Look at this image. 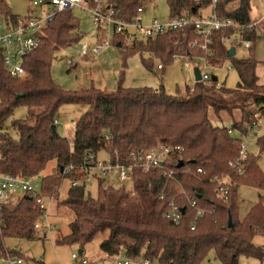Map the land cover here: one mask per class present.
I'll return each instance as SVG.
<instances>
[{"label": "trees", "instance_id": "16d2710c", "mask_svg": "<svg viewBox=\"0 0 264 264\" xmlns=\"http://www.w3.org/2000/svg\"><path fill=\"white\" fill-rule=\"evenodd\" d=\"M104 1L125 20L133 19L140 6V0ZM167 3L171 17L199 16L212 6L220 17L241 24L253 18L252 0H167ZM0 15L14 21L21 16L13 12L6 0H0ZM46 33L39 48L25 60L27 78L12 77L0 63V125L20 105L29 110L27 119L14 121L19 132L17 139L4 133L0 136L1 172L40 177L48 163L56 160V171L41 177L43 192L53 195L64 181L62 169L84 164L89 153L97 155L106 150L113 154L117 150L123 162L133 163L132 155L159 143L182 148L173 154L172 162L166 163L175 171L173 179H168L162 169L149 172L135 169L134 196L126 185L118 187L105 179L99 180L97 197L91 196L82 184L71 187L60 204L73 210L75 219L69 225L71 232L59 242L76 245L83 253L88 243L102 237L100 248L110 257L123 253L161 264H203L212 254L223 264H239L242 256L262 258L264 249L255 244L254 238L259 234L264 236V194L241 220L237 186L248 184L264 190V173L252 152L245 174L240 175L229 167V162L239 153L241 139L231 137L222 115L227 113L233 128L243 133L252 126L256 109L264 117V83L259 82L254 55L233 60L240 77L236 89L218 88L217 81L211 78L198 82L193 91L188 87L183 94L180 90L176 94L168 93L164 86L124 87L121 82L111 93L95 87L72 91L53 80L51 65L54 53L62 50L61 45L81 41L80 22L72 10L60 12L49 23ZM225 35L219 32L214 37L215 55L210 59L214 65L235 56H228V48L221 41ZM125 37L117 34L115 45L122 47L119 38ZM243 37L252 40L251 51L260 34L253 30L245 32ZM196 38L194 27L169 31L149 37L146 42H134L122 58L126 63L129 55L145 52L167 64L173 62L175 55H201L200 50L190 47ZM142 62L150 67L144 57ZM238 101H241L239 106ZM65 104L88 106L76 121L72 141L58 132L59 124L55 122L60 107ZM238 108L242 113L239 120L234 118ZM213 117L221 126L214 123ZM108 134L110 138L106 140ZM257 146L260 152L264 151V134ZM180 160L185 161L182 167H178ZM223 175L231 179L227 198L219 194L214 181L216 176ZM68 177L84 181L86 174L75 170ZM180 186L185 194L180 192ZM193 199L207 211L214 210L200 217L194 230L191 226L197 212L190 205ZM170 201L182 208L179 224L165 216ZM40 218L42 211L29 195L0 208V255L25 259L16 248H8L5 241L38 239L35 223ZM106 232L108 235L103 238Z\"/></svg>", "mask_w": 264, "mask_h": 264}, {"label": "built area", "instance_id": "2783aa9c", "mask_svg": "<svg viewBox=\"0 0 264 264\" xmlns=\"http://www.w3.org/2000/svg\"><path fill=\"white\" fill-rule=\"evenodd\" d=\"M260 3L262 7L261 13L258 17L252 18L246 24H241L232 18L220 17L216 10L211 6L208 13L204 10L199 16L192 17H171L167 22L160 23L154 20L150 25L142 24L143 7H138L137 15L131 20H125L118 16L117 10L108 5L104 0H29L30 5L40 10V16H19L15 21L0 15V63L4 66L6 71L15 78L25 79L28 77V71L25 67V60L36 49L39 48L46 29L51 21L60 12L73 10L74 8H81L89 10L91 19L96 27L98 42L95 44L83 43L80 50L77 51V57H68L67 62L70 68L76 65L77 60L81 57L97 56L104 49L115 46L114 36L117 34L129 35V32L141 33L145 38L156 37L158 35L175 30H186L189 27H194L197 38L190 43L192 49H198L202 52L201 55L191 56L189 54L175 55L183 58V66L189 68L192 64L199 67L202 79L198 81L193 76L194 84L198 82L208 81L212 78V74L207 72V67L211 64L210 59L214 57V37L217 33L222 32L226 35L222 38V43L228 48L241 45L249 49L253 42L250 38L243 37L245 32L256 30L259 38L264 39V0H255ZM111 32V39L108 34ZM107 35V36H105ZM236 54V53H235ZM162 64L158 65V69H163ZM217 85L220 83L217 79ZM195 87V86H194ZM193 91L194 88H191ZM254 122L250 126L248 132L243 133L238 129H228L232 134L237 131L241 136V143L238 155L229 162V167L242 175L247 170V160L250 156V144L247 145L244 138L253 136V141L257 143L258 139L264 134V117L260 111H254ZM59 124L58 119L55 120ZM72 123L76 126V121ZM110 134L106 135V140H109ZM182 151L179 146H171L165 143L158 145L144 151H139L138 154L132 155L133 163H125L121 160L117 150L114 153H107L102 150L106 158L99 157V154L89 153L86 162L82 165H68L62 169V174L65 175L64 180L70 183L71 187L84 185L86 190L91 180L99 184L100 179H105L108 183H117L121 185L131 184L133 189L130 194L134 196L135 190V169L142 168L145 172L158 168L163 170V174L168 179H173L175 171L172 170L166 163L173 161V154ZM75 170H81L86 174L84 181L73 180L68 177V174ZM199 171H202L199 169ZM67 175V176H66ZM229 176H216L214 181L217 183V190L221 196L227 198L230 192ZM166 186V185H165ZM59 191V188L57 189ZM163 192V191H162ZM180 192L185 194V190L180 186ZM56 194V193H55ZM47 195L42 190V179L39 177H28L25 175H13L0 171V208L4 205L17 202L21 197L29 195L32 199L35 198L40 210L42 211V218L35 223L37 230L44 226L43 219L48 217V209L55 196ZM161 198L163 196L161 195ZM170 209L165 214L166 218L179 224L182 219V208L175 201H170ZM190 205L196 209V217L191 226L195 229L197 220L203 217L208 212L206 209L200 207L196 199L190 201ZM50 226V223H46ZM73 264H90V262L78 252L71 254ZM21 264L23 259L19 257L0 255V264ZM116 264H161L158 261H153L148 258L123 255L122 258L116 259Z\"/></svg>", "mask_w": 264, "mask_h": 264}, {"label": "rangeland", "instance_id": "374dc122", "mask_svg": "<svg viewBox=\"0 0 264 264\" xmlns=\"http://www.w3.org/2000/svg\"><path fill=\"white\" fill-rule=\"evenodd\" d=\"M10 7L14 11H18L20 15H30V16H40V10L32 7L29 0H6ZM140 5L143 7L142 12V24L150 25L154 20L160 23L167 22L171 18V10L168 6L167 0H140ZM252 17H258L262 11V7L259 2L252 0ZM73 14L79 20L83 38L80 42L72 44L68 43L61 45L59 48L62 49L57 51L53 55V61L51 65V74L53 80L66 90L76 91L83 88L95 87L106 91L107 93L114 92L119 83L124 87H152L154 89H159L164 86L166 92L171 94H176L178 90L183 94L189 88H194V67L191 65L189 68L183 66V58L176 57L173 62L164 63L157 57H150L148 53H134L129 55L126 63L123 60V53L128 47H130L134 42H146L148 38H145L141 33L129 32V35L123 38L122 47L113 46L111 48L104 49L97 56L81 57L77 60V63L72 68L69 67L67 59L68 57H77V51L80 50L83 43L87 42L89 44H95L98 42L96 27L92 22L91 14L89 10L74 8ZM210 9H205L204 13H208ZM47 33L45 32V35ZM44 35V36H45ZM43 36V37H44ZM107 36V35H105ZM108 38L111 39V32L108 34ZM116 41V36L113 37ZM124 44V45H123ZM253 54V55H251ZM255 57L258 61L257 75L259 76V82L264 83V39L258 38L255 47L249 51V49L244 46H236V54L234 58H225L218 62V65L209 64L207 67V72L212 75L217 76L218 82L220 83L218 88L224 87L227 89H236L240 81L238 71L234 67L233 60L235 59H246L249 57ZM142 57L148 60L150 67H146L142 62ZM163 64V69H158V65ZM241 101L237 102L239 106ZM85 104H65L60 107L58 114L59 125L57 130L59 133L67 137L70 141L73 139L75 125L72 123L73 120L77 121L82 113L87 109ZM241 108L235 111V119H241L242 113H240ZM29 110L25 105H20L17 107L13 114L6 117L0 125V136L2 133L9 135L15 139L19 137L18 130L14 127V121L25 120L28 118ZM225 120L223 125L225 127L232 128V123L230 121V116L227 113H222ZM216 125L220 122H215ZM231 137L235 140H240L241 136L237 131L231 134ZM247 145L250 144V149L252 154L258 157V163L261 167V171L264 173V151L260 152L257 143L253 141V136L244 138ZM99 157L106 158L104 152H100ZM57 161L52 160L48 163L47 167L40 174V177H44L48 174H52L56 171ZM226 177H228L226 175ZM231 181V179H229ZM94 180H91L90 184L93 185ZM115 186L120 187L119 184L115 183ZM95 188V187H94ZM126 189L131 191L133 189L131 184L126 185ZM238 193V214L241 220H244L250 210L259 202V196L264 194V190L256 188L248 184H240L237 186ZM92 194L95 195L94 192ZM59 192L55 194L52 202L60 207V203L64 200H60ZM15 204V202L13 203ZM56 205V206H57ZM63 206V205H62ZM61 224L68 226V222L65 221ZM65 229V228H64ZM101 237H97L91 243L94 246H98L100 251ZM255 244L263 247L264 249V236L256 235L254 238ZM63 245V244H61ZM68 246V245H67ZM78 247L72 245V247H65L66 256L69 258V264H71V254L73 252H78ZM87 252V249H85ZM103 252V251H102ZM108 255V254H107ZM123 253H120L114 257H110L108 261L104 264H116V259L122 258ZM85 258L90 263H93L91 259L84 254ZM24 262V259H23ZM203 264H223L220 260L216 259L214 254L209 256L208 260H205ZM239 264H264V253L262 258L253 256H242L240 258Z\"/></svg>", "mask_w": 264, "mask_h": 264}, {"label": "crops", "instance_id": "0c3cea01", "mask_svg": "<svg viewBox=\"0 0 264 264\" xmlns=\"http://www.w3.org/2000/svg\"><path fill=\"white\" fill-rule=\"evenodd\" d=\"M13 12L20 15L18 11L13 10ZM93 182V185L89 184L87 186V191L91 194V196L97 197L99 194V184L96 181ZM70 188V183L67 180H64L58 191L60 194L58 198L61 201L66 199ZM92 192H94L95 195L92 194ZM56 205L57 204L54 201L49 206L48 217L43 219L44 226L38 230V239H6L5 243L8 248H16L23 253V257H25V259L21 264H69V258L66 256L65 252V247L69 246L61 245L59 241L71 232L69 225L72 221H74L75 213L65 205H60V207ZM65 221L68 222V226L65 227L64 224H61L60 226V223H64ZM46 223H50V226H47ZM107 235L108 232L104 234L103 238ZM85 249H87V252L84 250L82 256H84V254L88 256L93 262L90 264H104V262L109 259L107 253L100 251L98 246H94L91 242L85 246ZM79 250L80 249L78 248V253ZM70 262L73 264L72 260Z\"/></svg>", "mask_w": 264, "mask_h": 264}, {"label": "water", "instance_id": "95a60500", "mask_svg": "<svg viewBox=\"0 0 264 264\" xmlns=\"http://www.w3.org/2000/svg\"><path fill=\"white\" fill-rule=\"evenodd\" d=\"M235 53H236V51H235V47L233 46V47L230 48V50H229V52H228V56H229V57H232V56L235 55ZM194 74H195V77H196V79H197L198 81H200V80L202 79V77H201V71H200L199 67H194ZM212 79H213V81H217L218 78H217V76L213 75V76H212ZM18 96H19V97H22V96H24V94H19ZM55 128H56V127H55V125H54V126H53V129H55ZM192 163H196V161H192ZM184 164H185V161H184V160H180V162H179V164H178V167H182ZM231 225H232V217L230 216V217H229V226H231ZM79 253L82 254V251L79 250Z\"/></svg>", "mask_w": 264, "mask_h": 264}]
</instances>
